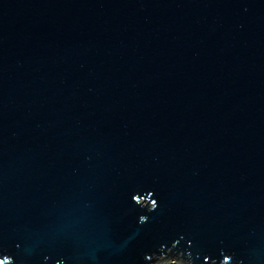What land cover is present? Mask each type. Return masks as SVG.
<instances>
[{"label": "water", "instance_id": "water-1", "mask_svg": "<svg viewBox=\"0 0 264 264\" xmlns=\"http://www.w3.org/2000/svg\"><path fill=\"white\" fill-rule=\"evenodd\" d=\"M0 264H264V0H0Z\"/></svg>", "mask_w": 264, "mask_h": 264}]
</instances>
